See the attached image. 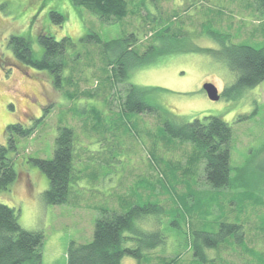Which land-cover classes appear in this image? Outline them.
<instances>
[{
	"label": "rangeland",
	"instance_id": "rangeland-1",
	"mask_svg": "<svg viewBox=\"0 0 264 264\" xmlns=\"http://www.w3.org/2000/svg\"><path fill=\"white\" fill-rule=\"evenodd\" d=\"M140 2L130 0L131 13L109 24L71 0H0V145L8 144V124L35 125L32 135L15 136L17 152L9 151V156L18 178L0 190V203L18 210L24 228L44 232L42 264H68L72 241H92L100 207L126 211L146 204L148 210L126 241V246L142 249L141 257L127 254L122 264H163L174 258L176 264H264V81L223 95L237 77L228 66L226 47L264 48V0H145L141 9ZM54 9L65 15L63 23L52 20ZM162 19L170 30L153 40L165 24ZM43 31L58 39L69 36L76 51L91 31L103 41L134 33L142 52L152 44L148 58L153 59L133 69L130 81L149 89V101L160 112L121 110L116 88L104 97L100 91L99 98L84 97L97 86L106 89L107 83L91 72L103 66L98 48L87 47L91 54L83 51L76 72L65 68L75 84L60 89L48 71L17 60L8 46L10 35L27 36L35 55L42 57ZM222 34L229 40L222 41ZM205 82L218 87L220 99L207 96ZM69 93L76 97L69 99ZM91 109L103 113L108 130L84 118ZM205 116L221 117L233 130L230 181L221 188L205 181L203 164L189 175L191 143L163 130L167 119L181 126ZM60 126L74 128L78 172L72 202L49 204L44 200L49 178L33 159L53 157ZM223 222L237 227L222 228ZM206 234H217L224 242L212 247ZM148 241L155 248L145 246Z\"/></svg>",
	"mask_w": 264,
	"mask_h": 264
},
{
	"label": "trees",
	"instance_id": "trees-1",
	"mask_svg": "<svg viewBox=\"0 0 264 264\" xmlns=\"http://www.w3.org/2000/svg\"><path fill=\"white\" fill-rule=\"evenodd\" d=\"M71 1L76 6L86 8L98 19L109 24L125 19L131 13L130 0ZM144 1L141 0L140 9L144 6ZM50 16L53 21L60 24L65 20V15L56 9L50 11ZM162 22L165 24L155 33L153 40L167 36L170 30L169 23H166L167 20ZM221 38L222 41L229 40V36L226 34H222ZM39 41L43 47L42 57L35 55L31 40L21 34L10 35L8 46L20 62L36 70L48 71L57 88L75 84L73 83V74H64L65 68L70 67V72H76V65L80 62L79 59L83 51L91 54L92 51L87 47H95L98 48L102 56L103 66L100 71L91 72H95L101 80L107 83L106 89L102 91L97 86L96 89L84 92L83 94L86 95L84 97L99 98L97 97L99 91L104 97V92L116 88L121 94V110L127 113L160 112L159 107L149 101L147 95L149 89L130 81L133 69L144 66L153 59L148 58L153 45H149L143 52L140 51L135 45L137 38L134 33H126L118 39L103 41L97 32L91 31L81 37V41L85 44L78 51L75 50L76 43L69 36L58 39L52 33L43 31L39 34ZM224 53L228 66L235 71L237 77L226 85L223 95L238 94L240 91L264 81V48L230 43ZM90 78L88 77V79ZM67 96L69 99L76 97L70 93ZM72 110L73 113L79 111L76 107ZM90 112L91 115L86 114L84 118H91L93 123L96 121L99 122V125L105 124L107 130L110 128L106 121L102 124L103 113L94 114L92 109ZM34 130L35 125L28 126L22 122L11 123L6 127L8 144L0 145V190L7 189L18 178L14 159L9 156V151L17 152L15 136H30ZM163 130L170 137L179 139L181 143H191L192 152L187 161L189 164L188 174L198 173L196 169L203 164V174L207 183L214 188H221L229 184L233 134L229 122L218 116H205L203 119L196 118L177 126L167 119ZM75 140V131L72 126H60L55 140L53 157L33 159L49 178V188L44 192V200L49 204L72 202L74 172H78L74 170ZM117 197L121 198L119 195ZM125 200L126 198L123 201L120 199V202H126ZM149 205H131L126 211L112 207H100V216L95 222L93 240L86 243L72 241L67 251L68 264H122V260L127 254L140 259L142 249L126 246V241L130 238L127 232L135 231L137 219L148 210ZM18 214L15 207L0 203V264H42L45 234L42 230L24 228L19 221ZM221 226L222 228L235 229L237 224L223 222ZM155 235L158 236L157 233ZM215 235L217 234H206V243L218 248L224 240L219 242L220 236ZM146 244L145 246L148 248L156 246L155 242L148 241ZM195 254L201 255L197 249H195ZM203 260L207 259L203 257ZM176 261L175 258L170 261L164 260L163 264H176Z\"/></svg>",
	"mask_w": 264,
	"mask_h": 264
},
{
	"label": "water",
	"instance_id": "water-1",
	"mask_svg": "<svg viewBox=\"0 0 264 264\" xmlns=\"http://www.w3.org/2000/svg\"><path fill=\"white\" fill-rule=\"evenodd\" d=\"M204 91L207 96L212 100H218L221 97L218 87L212 82H205L203 85Z\"/></svg>",
	"mask_w": 264,
	"mask_h": 264
}]
</instances>
